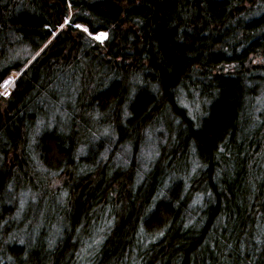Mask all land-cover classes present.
Segmentation results:
<instances>
[{"label": "trees", "instance_id": "16d2710c", "mask_svg": "<svg viewBox=\"0 0 264 264\" xmlns=\"http://www.w3.org/2000/svg\"><path fill=\"white\" fill-rule=\"evenodd\" d=\"M11 74L0 264H264V0H0Z\"/></svg>", "mask_w": 264, "mask_h": 264}, {"label": "rangeland", "instance_id": "374dc122", "mask_svg": "<svg viewBox=\"0 0 264 264\" xmlns=\"http://www.w3.org/2000/svg\"><path fill=\"white\" fill-rule=\"evenodd\" d=\"M80 27V26H79ZM101 33H105V32H98L96 35H94V39L96 41L102 42L106 36H104L102 39H97L98 36H100ZM16 74H11L9 77H7V79H5L1 85H0V91L1 93H4L7 89H9L12 85V83L14 82L15 78H16ZM262 98H264V94L261 96ZM183 104H186L187 101L182 102ZM189 105V104H188ZM200 106V104L198 103V98H197V102L193 101L192 105L190 103V107L191 110L193 111V115H197L199 111L198 107ZM103 141L102 145L100 147L99 150H95V151H100L101 153H96L95 156L97 155H103V157H106L107 153L109 151H111V149L113 148V144H114V137L113 136H108L107 138L103 137ZM157 137H149L148 141L145 143V146L142 148L141 154H140V162H141V167L144 169L147 167V163L150 161L152 154L155 152V143H156ZM125 150L124 148L120 149V151L115 152V156L113 157V159H121L122 161H127V156H124L125 154ZM109 211V210H106ZM104 212V211H103ZM105 216H109L111 217L110 214H105ZM105 216L101 217L99 222H97V224L99 226H102L101 224H103V222H105L104 218H106ZM112 223V222H111ZM110 223V224H111ZM94 247L91 245L90 249H93ZM133 260V259H132ZM132 264V263H131Z\"/></svg>", "mask_w": 264, "mask_h": 264}, {"label": "snow or ice", "instance_id": "6c2138e0", "mask_svg": "<svg viewBox=\"0 0 264 264\" xmlns=\"http://www.w3.org/2000/svg\"><path fill=\"white\" fill-rule=\"evenodd\" d=\"M85 31H87V29H85ZM106 35H107L106 33H101L100 36L97 37V39H102Z\"/></svg>", "mask_w": 264, "mask_h": 264}]
</instances>
